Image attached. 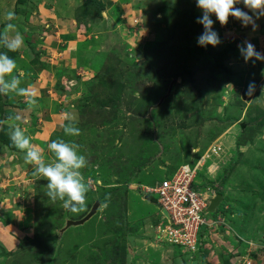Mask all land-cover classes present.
Here are the masks:
<instances>
[{"label":"rangeland","instance_id":"1","mask_svg":"<svg viewBox=\"0 0 264 264\" xmlns=\"http://www.w3.org/2000/svg\"><path fill=\"white\" fill-rule=\"evenodd\" d=\"M75 2L73 29L61 27L65 23L61 18L58 23L39 24L30 18V5H26L14 23L23 39L19 49L9 51L5 42L12 38L0 35V54L16 63V69L0 82V89L13 79L18 82L17 88L0 94V160L11 164L14 173L2 177L6 187L0 209L7 215L20 211L21 219L31 221L15 251L0 253V264H264V207L258 211L253 206L264 203V61L253 57L245 62L239 51L250 42L264 54V16L255 20V30L235 17L221 25L213 16L212 30L220 43L204 47L198 43L204 28L197 22L203 12L196 0ZM235 7L249 12L242 4ZM46 39L52 40L51 45ZM173 41L195 51L185 55L184 47L175 52ZM48 45L55 48L54 53H47ZM156 45H162L163 52H156ZM184 57H190L187 67L181 60ZM67 58L78 64L71 72L62 67ZM142 81L146 84L141 85ZM252 81L255 91L247 95ZM186 85L197 99L198 125L242 115L236 149L218 176L227 178L226 170L234 169L245 147L239 176L249 179L240 187L235 177L231 179L234 187L227 204L219 218H214V227L201 233L200 249L194 253L181 244H167L156 230L159 220L147 237L138 233L137 241L143 244L132 242L128 236L138 226L127 223L126 207L129 184L141 169L158 161L156 121L148 112L161 104L170 87L179 86L173 92L181 97ZM28 86H34L35 104L29 102ZM19 87L27 94H18ZM67 101L70 105L65 110ZM48 123L52 136L44 131ZM67 124L77 128L78 135L63 137ZM16 128L39 148L46 165L56 163L48 148L53 140L73 145L85 157L86 166L80 171L87 192L81 211L73 213L59 198L48 196L47 178L33 175L38 166L25 163L24 151L10 139ZM220 145L225 152L224 144ZM95 201L99 207L90 219L64 229L66 221L83 218ZM245 206L250 208L242 212L240 207ZM25 223L18 221L23 228Z\"/></svg>","mask_w":264,"mask_h":264},{"label":"crops","instance_id":"2","mask_svg":"<svg viewBox=\"0 0 264 264\" xmlns=\"http://www.w3.org/2000/svg\"><path fill=\"white\" fill-rule=\"evenodd\" d=\"M75 1L76 0H0V35L4 38L10 37L13 39L17 33H20V30L14 27V23L21 19V9L26 5H30V8L28 9V15L30 18L38 23L41 22L39 24L44 25V23H48V21H50V23L52 21L57 22L61 18L60 20L65 21V23H60L61 27L64 25L67 29L70 27L73 29V25L76 24L74 21L76 16L75 14H72L78 10V6H76ZM9 13L14 14V17L11 20L7 18ZM31 14H33V17H31ZM35 15H38V18L35 17ZM5 22H9L7 25H12V27H5ZM67 22H70L71 24L69 25ZM61 32L62 30H60V33ZM61 36L63 37L64 35ZM46 41L49 45H51L52 40L46 39ZM49 45L47 47V53H54L55 48L50 47ZM65 66L69 72H71V70L75 69V66H78V64L77 62L68 59L62 67ZM176 83L178 85L180 83V79ZM184 87V89L181 88V97L175 96L173 92L177 88H180L179 86H176L175 89L171 88L172 90L170 95H168L166 99L164 98L161 104L159 103L158 105L153 106L148 112L149 115H152L154 121H156V127L153 129V132L155 142L157 141L156 143L159 145V153L157 154L158 161L149 163L145 168L141 169L138 175L134 178L133 182L129 184L126 192V207L129 215L127 223L130 225L133 223V225L138 226V232H134L136 235L132 234L128 236V238H131V241L135 242V244H143V242L137 241L136 236L138 233L147 237L150 234V230L153 229L152 225L165 215L163 214V211L159 209L154 194H145L144 191H142V188L157 185L162 178L175 170V167L185 164L189 166L195 165L211 144H215L216 142L224 144L223 146L225 148V152L221 151L219 159L217 158L207 161L197 175L196 188L201 189L207 185H211L215 190L219 189L222 195L221 204H219L216 208L214 212L215 214H213L214 216H207V218H219V213H221L224 203L227 204V196L230 195L229 190L232 193L231 189L234 186L231 185V179L233 177L237 179L236 185L239 187L240 185L249 183V179L244 181V178L239 176L241 173L240 167L243 164L241 161L243 159V149H245V147L241 149L240 160L236 163L234 169L230 172L227 171L229 168L226 170L227 178L225 177L223 183H221L222 177L218 176L221 174L226 165H228V159H230L233 155V150L236 149L235 140L241 129L239 119L242 115L240 117L238 116L239 118L237 117V119L236 117L231 119L232 121H226L227 119H224L221 122L211 120L204 121V123L198 125L196 96L193 94L192 90L187 87V85ZM18 89H20V87ZM26 90L29 94H31V92H34V86L31 88L28 86ZM78 95L79 94L76 93L74 98ZM177 99L180 100L177 101ZM178 102L179 105H177ZM69 105L70 101H67L65 110L69 109ZM65 114L66 113L64 112L63 115ZM104 123L105 122H103V124ZM52 128L53 127L50 123H48V126H45L44 131L47 133V136H52ZM64 136L65 134L63 137ZM65 137L67 139L68 135ZM34 147L39 149L36 146ZM16 168L17 167L15 166V169ZM12 169L11 164H4V161L0 160V196L1 193L5 191L4 187H6V185L3 184L4 179H2V177L3 175L11 177V175L14 174L11 172ZM238 181H240V184ZM236 190L242 192L241 189ZM238 194L240 195L242 193ZM2 201L3 199L0 198V206H2ZM253 206L257 207V210L259 211L260 206L264 207V203L260 201L259 203H254ZM240 208L242 212H246L250 207L245 206ZM231 210L232 209L230 208V211ZM236 211H238V209ZM260 211H263V209ZM5 213L6 210H4V208L0 209V253L4 251H15V249L19 246V239L30 230L31 225V221L27 219V217H23L21 219L22 213L20 211H17L16 215H13L14 212H11L12 215H7ZM227 215L228 214L226 213L222 216L225 217ZM18 221L26 222L25 227L23 228L22 225L18 224ZM235 222L233 220L231 224H235ZM203 231L205 232V228ZM145 240L149 241L148 239ZM1 258L2 257L0 256V259Z\"/></svg>","mask_w":264,"mask_h":264},{"label":"clouds","instance_id":"3","mask_svg":"<svg viewBox=\"0 0 264 264\" xmlns=\"http://www.w3.org/2000/svg\"><path fill=\"white\" fill-rule=\"evenodd\" d=\"M196 3L203 12L197 22L202 24L204 28L203 34L198 39L199 45L204 47L207 45L215 47L220 43L217 33L212 30V25L214 23L213 16H215V20L221 25L226 24L230 16L235 17L239 19L244 26L251 24L253 30L256 28L255 20L264 16V0H196ZM239 4H242L244 8L248 9L252 15L239 7H235V5ZM13 17V13H9L7 16L9 20L13 19ZM11 27L12 25H7V28ZM5 43L9 51H16L22 45L23 39L22 36L17 33L13 39ZM239 51L245 62H248L253 57H255L256 60L264 61V54L256 51L255 46L250 42H246L245 46L239 47ZM15 69V61L8 55L0 54V82L3 81L5 75L11 74ZM17 83L18 82L13 79L11 84H5L4 88L0 89V94H4L5 90L9 87L13 89L17 88ZM255 88V82H249L246 94L252 95ZM18 94L27 93L24 88H20L18 89ZM31 97L32 98L29 99L30 104H35L34 94H31ZM64 133L65 135H78L79 130L67 124L64 126ZM10 139L17 149L24 151L25 163L36 164L38 166L33 175L47 178L48 196L51 199L56 200L59 198V200L63 202V207L73 213L83 209L87 188L82 181L80 169L86 166V159L75 150L73 145L67 142H58L57 140L51 141L48 144V148L54 153L56 163L46 165L42 159L41 151L31 145L30 139L20 128H16L10 133ZM200 190H203V188ZM214 191L215 194L211 198L218 193L215 189ZM215 210L213 212L207 211V216H214ZM161 211L165 214L163 216H166V212L164 210Z\"/></svg>","mask_w":264,"mask_h":264},{"label":"built area","instance_id":"4","mask_svg":"<svg viewBox=\"0 0 264 264\" xmlns=\"http://www.w3.org/2000/svg\"><path fill=\"white\" fill-rule=\"evenodd\" d=\"M222 151L220 143L210 146L195 165L180 166L162 178L157 185L144 187L145 194H154L161 210L166 212L156 225L158 235L167 244H181L191 252L201 246V233L216 223L207 218L209 199L215 194L212 186L197 189L196 179L200 169L209 160L216 159Z\"/></svg>","mask_w":264,"mask_h":264},{"label":"water","instance_id":"5","mask_svg":"<svg viewBox=\"0 0 264 264\" xmlns=\"http://www.w3.org/2000/svg\"><path fill=\"white\" fill-rule=\"evenodd\" d=\"M170 90H171V87L168 89L167 94H166L165 97H167L170 94ZM165 97L161 98V101ZM221 201H222V195L217 193L213 198L210 199L209 205L207 207V211L208 212H213L219 206ZM98 207H99V201H95L92 204V207H91L90 211L83 218H81L79 220H68V221H66V223H65L66 225H65L64 229H67V228H69L71 226H78V225L83 224L85 221L90 219L96 213V210H97Z\"/></svg>","mask_w":264,"mask_h":264},{"label":"trees","instance_id":"6","mask_svg":"<svg viewBox=\"0 0 264 264\" xmlns=\"http://www.w3.org/2000/svg\"><path fill=\"white\" fill-rule=\"evenodd\" d=\"M88 1V0H87ZM87 4H88V2L84 5V7H86L87 8ZM173 7V6H172ZM170 8V7H169ZM168 8V9H169ZM174 9V8H173ZM159 37H160V34L159 35H157V38H156V40H159ZM180 42L178 41V42H175V41H173V49H174V51L176 52V51H179V52H182L183 50L182 49H184V47H186L184 50H185V55L186 54H188L190 51L191 52H194L195 50H192V49H188L189 48V45H187V44H184L185 46L183 47L182 45H180L179 44ZM159 47H162V45H156V52H163L162 50H160V48ZM176 47H182V48H179L180 50H176ZM151 49H154V48H152V46H151ZM208 51H205V53H207ZM210 56V55H209ZM167 57V56H166ZM178 57V56H177ZM187 57V56H186ZM186 57H184V58H181V60H183L184 62H185V66L187 67V62H189V58H186ZM182 67L181 68H183L184 69V66L183 65H181ZM189 79H190V77H189ZM144 84H146L144 81H142V83H141V85H144ZM156 88V87H155ZM155 92H157V88H156V91ZM120 95H122L121 97L120 96H118V101L120 100V99H122V97H123V93L122 94H120ZM138 95H140V93L138 94ZM141 96V95H140ZM146 97H147V94H146ZM150 97V96H149ZM144 101H146V98L144 99ZM102 105H105V103H103ZM101 105V106H102ZM100 106V107H101ZM12 145V144H11ZM13 146V145H12ZM225 179V176L224 177H222L221 178V183H223V180ZM195 187H197V186H195ZM216 192H218V193H221V191L219 190V189H217L216 190ZM100 199H102V198H100ZM44 219H46V218H44ZM49 232H50V230H49ZM199 251V250H198ZM197 251V252H198Z\"/></svg>","mask_w":264,"mask_h":264}]
</instances>
